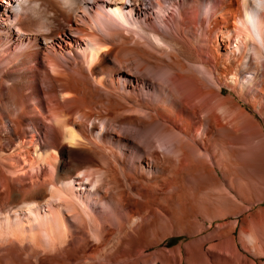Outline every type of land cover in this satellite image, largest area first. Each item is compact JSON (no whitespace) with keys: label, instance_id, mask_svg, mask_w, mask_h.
Wrapping results in <instances>:
<instances>
[{"label":"rangeland","instance_id":"1","mask_svg":"<svg viewBox=\"0 0 264 264\" xmlns=\"http://www.w3.org/2000/svg\"><path fill=\"white\" fill-rule=\"evenodd\" d=\"M89 1L70 18L55 14L48 0H16L12 7L7 0H0V50L7 49L0 56V181H5L0 183V264H264V66L253 60L248 67L249 59L243 52H234V43L231 56L222 64V74L212 83L202 82L209 96L226 99V110L217 111L219 118H209L214 108L210 102L204 112L197 108L191 115H178L175 119L179 126L173 119L163 118L161 122L171 126L168 134L174 138L173 143L178 137L189 140L190 147L185 151L190 157L183 163L177 160L175 165L164 164L162 150L175 161L171 152L176 144L163 143L162 148L155 144L161 160L152 162L144 151L147 146L137 137L155 111L146 105L140 108L129 94L138 97L140 92L143 102L150 103L157 91L151 92L149 87L156 90L159 85L150 81L139 84L125 70L131 58H142L144 63L148 59L160 63L165 60L163 64L179 62L180 58L170 52V47L151 48L133 28H128L133 33L126 28L114 29L109 41L112 52L95 73L89 74L76 63L82 56L73 41L78 35L76 29L84 27L82 21L100 8ZM161 1L169 10L173 1H177L175 10L187 7L185 0ZM153 2L154 10L161 12L158 0ZM34 8L43 15L37 23L24 15H34ZM156 14L149 12L153 18L140 19L138 25L147 28L155 23ZM172 36L166 39L171 42ZM31 49L39 51V66L30 61L20 63L22 60L15 57ZM48 57L64 59L69 76L53 78L47 67ZM194 63L200 67L201 61ZM156 64L149 67L157 69ZM163 64L161 68L166 69ZM174 71L178 72L177 79L181 78L179 74H186L180 66L171 70V76ZM245 74L252 75L250 84L243 83ZM162 90L164 97H169L171 92ZM56 92L58 96L64 92L74 96H59L65 110L61 117L52 115L48 106ZM31 108L43 113L46 120L31 118ZM84 112L88 118L81 122L76 116ZM99 116L106 123L104 130ZM65 120L78 134L76 139L71 135L68 138ZM32 127L38 135V151L54 153L57 169L44 163L36 166L28 156L16 159L15 154L27 148ZM80 139L81 143L77 141ZM83 142H87L85 147L89 142L86 149L93 153L95 147H104L101 152L108 151L104 153L108 155L113 148L112 156L118 162H109L106 155V164L93 157L92 163L76 167L71 163L74 157L64 154L63 149L66 145L77 151L85 149ZM138 143L145 155L141 162H136ZM111 165L119 168L117 175ZM75 169H84L82 178L88 175L91 184L99 178L96 192L90 190V183L85 184L88 189L79 190L81 185H66L59 180L60 173L71 176L76 174ZM124 169L132 171L136 179ZM75 180L79 182L81 177ZM65 185L71 189L62 193ZM39 190L43 194H38ZM118 192L125 194L123 200ZM72 205L75 210L69 208ZM255 211L259 212L257 216L253 215ZM244 219L250 233L258 236V249L242 232ZM50 221L54 226L48 225ZM126 249L131 252H124Z\"/></svg>","mask_w":264,"mask_h":264},{"label":"bare ground","instance_id":"2","mask_svg":"<svg viewBox=\"0 0 264 264\" xmlns=\"http://www.w3.org/2000/svg\"><path fill=\"white\" fill-rule=\"evenodd\" d=\"M15 1L16 0H7L8 6L12 7L14 4L13 2ZM48 2H49V6L53 8V11L55 12V14L56 12H58L59 14H66L67 17L71 18V15L75 14L77 11L83 8L84 3H89L90 1L89 0H48ZM158 2L161 4L160 8L161 7L162 8L160 10L162 13L159 10L158 11L154 10L153 0H93V3L99 4L100 8L96 10L95 14H91L89 18H87L85 21H82L84 24V27H81V28L78 27L76 29L78 32V35L76 38H74L73 41L75 43V46L79 48V52L82 56V60L81 61L79 60L76 63H81L82 67H84L82 69H85L87 72H89V74L95 73V71L98 70L99 67L103 65L105 59H107V56L110 55V53L112 52L113 47L109 43V41L111 40V35H113L116 30L119 31L125 28L126 30L128 28L130 29L133 28V32L136 35L138 34L141 37V39H144V43L148 44L151 48L157 50L161 48L165 49V47H168V48L170 47L171 48L170 52H174L177 55V58H180L179 62L167 63V64H163L165 63V60H161V63L164 65L166 69H162L161 63L158 61L152 60V59H148L149 61L146 59L147 61L144 63V61L141 62L142 58H141V61H138L136 59L134 60L131 58L132 62L130 61V66H128L129 69L127 68L125 70V71H128V75L134 76L139 84L140 83L147 84L149 83V81L152 83H158L159 86L156 87V90L153 88L154 84L152 85L153 86L152 88L149 87L152 90V91L150 90L151 92L157 91L156 96L150 97V101H149L150 103L143 102V99H142L143 97L141 98L140 92H138V97L135 96V94H134V97L132 94H129L130 95L129 98H135L136 101L134 100V102H136V104L141 106L140 108H143V106L146 105L148 106V108H151L152 110L155 111V113H151V115H149L150 119H147L146 124H145L146 127L144 128V131L142 132L139 131L137 138L140 139V142L143 144V146H147V148H145L144 151L148 152L147 156H151L150 160L155 163L161 160L160 159L161 155H159L160 149L157 146H156V149L153 148L155 144H158L160 148H162V146L165 144H168V145L176 144L175 149L173 150V152H171L173 154V157L176 156L175 161L172 157L170 158V156L168 155V152H165L164 150H162L163 155L161 157L162 160H164L163 163L167 162L169 164H172L173 162L172 165H175L174 162H176L177 160L179 162H182V161L185 162L184 159H186V157L189 156V155L188 156L186 155L185 148H187L190 142L189 140L188 141H186V139L184 140L183 137L182 138L178 137L179 138V139L177 138L178 142L173 143L172 141L174 140V138H172L173 139L172 140L171 139L172 136L170 137V135L168 134V132H170L169 130H171V126L167 125L166 123L161 122V120L167 117L168 120L173 119L174 120L173 123L179 126L180 124L175 119L177 118L178 115H184V114L191 115L193 110L197 108H199L201 112H204L205 109L207 110V108H209L210 102L213 104L214 108L209 111V115H208L209 118L210 117L219 118L217 111L221 112L222 110L223 111L226 110V106L228 105L226 103V99L219 97V95H217L216 97L209 96V93H207L208 90L203 86L202 82L206 81L208 83L209 82L212 83L218 74H222L223 72L222 64L226 63V61L231 56L229 55V52L231 48L234 47L233 45L234 43H236L234 52H237V51L243 52L244 57L249 59L248 67L250 66L251 62L253 64V60L254 62L261 63L262 67L264 66V14H263L264 0H222V3L220 4H219V0H203V1L185 0L184 2H187L185 3L187 7L186 6L184 8L177 7L178 9L176 10H175V7L177 4V1H173L172 7H171L172 10L165 8V6L162 5L161 0H158ZM204 5L205 7H203ZM34 10H35L34 15L33 14L30 15L31 17H29V13L27 12L24 15H26V17L29 20L37 23L39 19L42 18L43 15H41L42 12L40 9L38 10V8H34ZM151 11L153 12V14L157 12L156 17H155V23H150L147 28H145L144 26L138 25L137 22L140 21V19L144 21V20H148V18H153V16L149 17V12L151 13ZM70 18L68 19L69 21L71 20ZM157 19L160 21V23L158 22L159 24L157 23ZM130 29H128V31L131 33L132 30L130 31ZM168 35H173L172 37L174 38H172V41L173 39H175L177 43L175 42V44H173L172 41L170 42L168 39H166V36ZM137 43L140 44L142 42L138 40ZM223 49L225 51H223ZM143 51H147V54L150 53V51L145 50V49H143ZM6 52H7V49L2 48L0 50V56L1 57L4 56ZM38 53H39L38 49H31L27 53L21 52L18 55L15 54V57L19 61L22 60L20 63L30 61L32 65L34 64V65L39 66V63L37 60ZM60 59L48 57V60H47V67L51 69L50 70L52 72L51 74L53 78L55 79L63 78L64 75H66L67 77L69 76V74H66V71L64 68V59L62 60ZM182 60L184 61L182 62ZM195 61H201L200 67L194 66ZM156 62L157 64L155 68L157 69H153L149 67L150 64H153ZM134 66L136 67V69H134ZM177 66H180L182 67L183 70H186V74L184 76L179 74V76L181 77L180 79L176 78L178 76V72L176 71L173 72L175 73L174 76L170 75L171 70L177 69ZM149 68H151V70ZM252 78H253L252 75L245 74L243 76V83L250 84L253 80ZM101 81H103V78H101L100 76L99 82L101 83ZM160 86L162 88H160ZM164 88L169 90V92H171V94L169 93L170 95L167 98H165L161 92V90ZM202 88L204 90H202ZM218 88L222 92L223 90L222 87L218 86ZM65 94L66 95L68 94V96L70 95L71 97L73 96L71 92L59 93V96L63 98V96H66ZM59 96L57 95V92H56L55 94L50 96V99L48 101L50 113H52V115H54L55 117L57 116L61 117V115L62 116L65 115V112H64L65 110L63 109L64 104L60 103ZM179 99H181L180 102L178 101ZM186 103L189 105V109L186 106ZM152 104L156 106H153ZM28 115L31 118H34V119L39 118L42 121H43L42 118H45V120L47 118L46 116H44L43 113L42 114L39 113V111L36 108L29 109ZM77 117L80 118L79 121L81 122L86 121L88 118L85 112L76 116V118ZM97 119H99L100 123H102L101 129L104 130L105 129L104 126L106 125V123L102 120V117L100 116L97 117ZM178 119L182 121L181 117H179ZM67 122L68 121L65 120V125L67 129L66 131L69 133L68 138L71 135L73 139H76V137H78L77 136L78 134L74 131V129H72L71 125ZM28 126L29 128H31L30 124ZM182 128L184 130V133L186 132L187 134L188 132L185 131L183 126ZM30 134H31L30 138L28 139V142L26 143L27 148L25 146L26 149L23 150V152L18 153V154L16 153L15 154L16 159L18 158L25 159V157L27 158L28 156V157H32L31 161L36 166L37 164L40 165V163H44L45 165L48 166V168L56 167L57 169L56 160L58 159L54 153H51V154L48 153V155H46L47 153L45 154L42 153L41 152L42 150L38 151V147H39V142H38V137H37L38 135H37L36 130L33 127L31 129ZM77 141L81 143L80 142L81 139ZM92 142L94 143V141ZM83 143H84L83 146L85 147V143L87 144V142H83ZM93 143H91L90 146H92ZM88 145H89V142H88ZM90 146L88 148H90ZM140 146L141 145H139L138 143L135 149L140 154V155H137L138 161L136 160V162H139V160L141 162L145 159V155L141 153L142 149L140 148ZM86 147L85 149H80L77 151L74 148H71L68 145H66V147L63 149V153L69 154L71 157H74V159L71 160L72 161L71 163H74L76 167L78 165L81 166L84 162L88 163V161H91L92 163L93 157H94V161L97 160L99 162L100 161L103 163L105 162L104 164L108 162L106 161L107 159H109V162L111 159L112 163L118 162L117 161L118 159L114 157L115 152L113 148L107 155V153L106 154L104 153L108 151H105L102 154L104 147H102L103 149H101L102 150L101 152V150L97 149V147H95L94 145V147L97 149V150L95 149L94 153L89 152V150H87ZM99 147L101 148V146ZM92 149L94 148L92 147ZM180 153L182 156L180 155ZM112 154H114V156H112ZM106 155L107 157H110V158H107ZM77 156H78V159H76ZM123 162L126 163L125 160H123ZM36 166H33L32 168ZM40 168L42 169V166H40ZM114 168H117V167H113V170L116 172V175H117L118 171L116 170H118L119 168L118 169H114ZM83 170L84 169L76 170L77 171L76 174L71 175V176L63 175L62 173H60L58 178L60 181H63L64 184L66 185H69L72 183L76 185L77 184L81 185L80 189L78 188L79 190H81L82 188L88 189L85 186V184L90 183L89 181L90 177L87 175L85 178H82L84 177V174L86 173V171H83ZM126 172L124 173L127 175H130L129 177H131L134 180L136 179L134 173L131 174L132 171H130L131 173L128 171ZM41 173L45 174L46 172L45 170H43L41 171ZM125 174L123 175L125 176ZM79 177H81V181L76 182L75 178H79ZM82 179L84 180L82 181ZM3 182L5 181L4 180L0 181V183H3ZM97 182H99V178L93 184L90 183L92 187V188L90 187V190H93L96 192V190L98 189L96 187ZM117 183H120V182H117ZM51 185L53 187L57 186L54 183H52ZM66 187H67L66 189L64 187L65 190L63 192L61 190L62 193H67L68 191L66 190H68V188L71 189L70 186L69 187L66 186ZM42 192L39 190L38 194H43ZM117 194H120V197L122 200H123V195L125 197V194H123V192H118ZM179 195L178 197L182 196V194H179ZM183 203H186V202H183ZM122 204L124 207L126 206L124 201ZM75 205H72L69 208L74 209L76 208ZM258 213H259L258 211H255L253 215L257 216ZM244 220L245 221L243 222L242 232L248 237L250 243H252L253 246L256 247V249H258L260 246L258 245V238H257L258 236L256 237L254 234L250 233L248 221L246 219ZM53 224L51 221L48 223V225H51V227ZM51 227H49V229ZM53 230L54 229L52 228L50 231H53ZM123 251L124 252L127 251L126 253L131 252V250L129 249H126ZM67 253L65 254V256H68ZM64 258L65 257L63 256V259Z\"/></svg>","mask_w":264,"mask_h":264}]
</instances>
